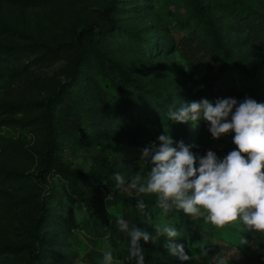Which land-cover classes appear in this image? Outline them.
<instances>
[{
    "label": "rangeland",
    "instance_id": "374dc122",
    "mask_svg": "<svg viewBox=\"0 0 264 264\" xmlns=\"http://www.w3.org/2000/svg\"><path fill=\"white\" fill-rule=\"evenodd\" d=\"M247 17L259 24L264 0H0V46L11 51L0 48V102L54 98L50 116L44 108L0 112V168L7 172L0 174V244L21 246L42 234L34 264H102L109 248L114 264H135L115 219L132 225L125 198L136 197L114 192L112 176H146L152 165L142 162V150L159 146L160 135L196 155L212 150L223 159L236 148L234 134L216 140L203 118L174 122L167 110L205 98L264 103V41L248 37ZM85 29V76L71 78L76 48L55 58L18 52L36 41L58 45ZM57 165L101 171L102 183L87 187L82 200ZM144 199L140 225L156 237L161 210L154 196ZM164 220L179 233L172 242L192 259L170 254L165 236L147 242L155 264H211L218 255L229 264H264L262 245L240 222L217 229L179 211Z\"/></svg>",
    "mask_w": 264,
    "mask_h": 264
},
{
    "label": "clouds",
    "instance_id": "9594fccd",
    "mask_svg": "<svg viewBox=\"0 0 264 264\" xmlns=\"http://www.w3.org/2000/svg\"><path fill=\"white\" fill-rule=\"evenodd\" d=\"M167 115L174 122L193 125L203 118L214 139L234 134L232 142L236 148L223 159L212 150L196 155L183 141L160 135L159 146L152 144L142 150V162L150 161L152 165L146 176L137 173L126 179L118 171L112 176L114 192L135 196L141 213L148 207L144 197L154 196L155 205L161 210L160 222L153 224L156 237L136 224L130 226L122 216L116 217L117 229L128 238V259L146 264L141 241L147 243L165 236L170 254L184 261L192 259L182 244L172 242L179 233L164 217L173 211L182 210L189 217L202 216L206 224L217 229L240 222L264 237V103L246 97L243 101L218 99L213 105L205 98L179 106L173 103L168 106ZM113 197L106 199L111 201ZM201 249V255L207 257V251ZM102 264H114L110 248L103 253ZM211 264H229V259L218 255Z\"/></svg>",
    "mask_w": 264,
    "mask_h": 264
},
{
    "label": "trees",
    "instance_id": "16d2710c",
    "mask_svg": "<svg viewBox=\"0 0 264 264\" xmlns=\"http://www.w3.org/2000/svg\"><path fill=\"white\" fill-rule=\"evenodd\" d=\"M197 1V0H196ZM243 20L246 21L247 24V34L248 37L258 40V41H264V19H260L261 21L259 24H254L252 21L248 20L247 18H243ZM91 34L90 29H85L81 33L75 34L69 41L61 42L58 45L50 46L48 44L42 43V42H32L26 45H22L19 47L18 52L25 53V52H33V51H41L43 56H48L47 58H55L58 55H60L65 50H69L72 48H76L79 53L77 54L74 67L71 72V78H75L77 76L78 72L80 73V76H85L86 74L79 69L82 65L83 61L85 60V53H86V46L87 42L85 40L87 37L85 34ZM91 36V35H90ZM0 48H4V51L6 53H11L9 48H5L0 46ZM45 58V59H47ZM50 60V59H47ZM129 77V75H127ZM80 81V79H79ZM134 86H139L136 82H133ZM63 92V93H62ZM60 93L65 94V91H58L57 95H60ZM61 94V96H62ZM60 96V97H61ZM54 99V98H53ZM51 99L49 102H35V101H27V102H18V103H10V102H0V112H15L22 109H45V114L47 116H50V111L52 109L51 103L54 101ZM53 143L50 142V148L49 150L54 148ZM49 150L47 152H49ZM59 170L63 173L64 177L68 180V185L70 190L76 194L79 198L82 200H86V188L87 187H97L102 183L100 177L103 175L101 171H92L85 173L80 169H70L68 167H64L62 165H57ZM0 174H7V172L0 168ZM125 198V197H124ZM125 202L128 204H133L131 209V215H132V224H136L139 228L142 229L141 223L139 221V216L137 213V198L128 200L125 198ZM149 202V200L145 201ZM37 203L41 205L42 200L38 199ZM180 215L184 218H187L188 215L181 211ZM249 239H254L260 242L264 249V237L258 236L253 231H249ZM45 239L42 234L37 236L35 239L30 241L27 244L23 245H14V244H0V264H13L16 263V259H21L23 261L28 262L29 264H34V252L35 248H38L39 245H42L44 243ZM141 244L144 248V255L146 264H155V259L152 257L149 248L147 246V243L141 241ZM25 250V253L20 256L18 253Z\"/></svg>",
    "mask_w": 264,
    "mask_h": 264
}]
</instances>
